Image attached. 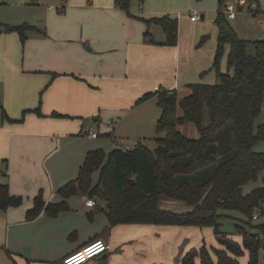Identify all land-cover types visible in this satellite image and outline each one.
<instances>
[{
	"label": "crops",
	"instance_id": "crops-1",
	"mask_svg": "<svg viewBox=\"0 0 264 264\" xmlns=\"http://www.w3.org/2000/svg\"><path fill=\"white\" fill-rule=\"evenodd\" d=\"M193 2L131 0L127 11L115 0H67L24 22L33 27L23 48L18 31L0 33V182L25 199L17 207L0 210V247L6 246L12 258H22L21 264H64L68 252L104 238L109 250L88 264H182L192 248L191 238L185 239L189 225L111 224L99 197L97 206H89L90 196L65 198L58 190L78 176L91 149L132 148L151 129L155 134L162 114L160 92L173 90L181 99L191 92L188 84L215 82L216 73L203 72L213 69L221 0L197 3L196 20L189 14ZM247 2L257 4L254 12L264 28V0ZM164 14L179 20L176 45L165 43L160 24L146 21ZM238 14L229 20L243 38L233 21ZM203 35L210 39L201 44ZM226 51L228 55L229 46ZM92 127L97 136L89 134ZM130 138H136L134 145L127 142ZM99 174L100 170L94 172L93 184ZM260 185L248 182L242 189L247 193ZM40 191L46 204L67 201L69 209L58 215L43 209L28 219L26 212ZM87 224L95 233L70 239L73 230ZM208 227L210 234L213 228ZM245 255L248 262V251Z\"/></svg>",
	"mask_w": 264,
	"mask_h": 264
},
{
	"label": "trees",
	"instance_id": "trees-1",
	"mask_svg": "<svg viewBox=\"0 0 264 264\" xmlns=\"http://www.w3.org/2000/svg\"><path fill=\"white\" fill-rule=\"evenodd\" d=\"M115 1L129 10L131 0ZM223 4L221 0L215 19L218 27L212 64L215 82L190 83L191 92L181 99L173 90L160 92L158 104L162 114L156 124L160 134L154 138V147L138 141L129 149L117 146L107 152L93 148L88 151L78 176L58 190L65 198L73 194L99 197L106 204L111 224L212 226L220 247L208 245L204 240L184 255L182 264H239V257L247 251L248 264H259L264 246V222L254 226L248 221L249 228L238 224L240 241L222 229L223 217L230 215L227 212L237 210L254 218L256 208L264 211V181L250 192L244 193L242 189L264 169V152L254 148L257 140L264 139V122L256 131L254 128L264 100V38L250 41L239 37L222 9ZM146 21L163 27L166 44H177V17L164 14ZM32 27L28 23H0V33L16 30L24 42ZM207 37L203 35L200 43ZM227 46L228 68L223 70L221 60ZM148 96L149 93L141 99ZM187 122L196 127L198 136H188L179 128ZM97 170L99 179L93 184ZM164 197L185 201L191 208L181 212L162 209L159 204ZM22 203L21 195L11 194L8 183L0 182V210ZM69 207L67 201L46 204L40 191L26 217L33 219L43 209L58 215Z\"/></svg>",
	"mask_w": 264,
	"mask_h": 264
},
{
	"label": "rangeland",
	"instance_id": "rangeland-1",
	"mask_svg": "<svg viewBox=\"0 0 264 264\" xmlns=\"http://www.w3.org/2000/svg\"><path fill=\"white\" fill-rule=\"evenodd\" d=\"M63 1L64 4H67V0H0V22H5V23H13V24H22L26 20H34L40 13H44L47 11L49 8L53 7H58L59 3ZM201 1L202 0H194L193 2V10H196L198 13L200 11L198 10V6H201ZM238 0H225L223 4V9L226 8V3H237ZM197 6V7H196ZM192 11H189V14H191ZM239 14L237 15V18L234 19V23H238L240 27V34L242 33L245 35L243 38L253 41L257 39L260 35H264V28L262 23L260 22V17L257 15L256 12L252 11L250 8L249 2H247L238 12ZM256 13V14H255ZM255 14V15H254ZM230 19V18H229ZM261 20H264L261 19ZM208 34H211L210 31ZM210 37L206 40L208 41ZM22 41V39H21ZM22 48L24 47V42L22 41ZM227 51L225 50V53L222 57L221 60V69L226 70L228 68L227 66ZM211 71L216 73L213 69L210 70H205L204 74H208ZM153 102V101H152ZM156 106V103H155ZM264 122V100H263V105L260 114L257 116L254 124L255 131L258 129V125L260 123ZM181 130L187 134L188 136L196 137L198 136V131L196 127L192 123H185L181 126ZM155 132V129H151V132L149 134H146V138H142V141L147 143L150 147H154L156 142L154 140V135L160 134L158 132ZM162 134V133H161ZM135 139H128L127 142L129 144L134 145ZM255 150L257 151H263L264 152V139L257 140L255 145H254ZM263 176H264V170L262 172H259L258 178L256 180L250 181V182H259L262 185L263 182ZM246 187H244L245 189ZM23 200L24 197H23ZM169 200H172L170 198H161L160 200V208L166 209V210H172V211H185L191 208L189 204H172L168 203L170 202ZM174 200V199H173ZM176 200V199H175ZM24 202V201H23ZM85 200L82 201V204H84ZM101 204V203H100ZM105 204V202H104ZM230 215L224 216L222 219V229L225 232L231 233L233 238L235 240H242L240 238V227L239 225H243L246 228L250 227V224L247 223L248 221H251V223L254 226H257L261 223L264 222V211L261 210L260 208H256L254 210V214H257V218H251L250 216L246 215L245 213L239 212L237 210H232L230 212H227ZM92 223V221H91ZM91 226V227H90ZM212 227V226H210ZM188 230V236L185 239L191 238L190 242H188V245L190 244L191 247L196 245L197 241L200 239H203L205 237V240L207 241L208 245H215L216 247H220L219 241L214 233V228L213 231L208 234V226H194V225H189L186 227ZM90 233H95V228L94 226L87 224L86 226L79 228L77 231H72V236L71 240L74 238H82L83 236L90 234ZM183 239V243L186 241ZM6 246L0 247V264H21L20 260L22 258L20 257H13L8 253L7 249L5 248ZM104 253L98 255L97 257H94L93 259L89 260L85 264H88L92 261H94L96 258L102 256ZM16 259V261H15ZM239 264H248L246 255L240 256L239 257ZM28 262V261H27ZM105 263V262H103ZM107 263V262H106ZM27 264V263H25ZM259 264H264V246L261 247L260 250V262Z\"/></svg>",
	"mask_w": 264,
	"mask_h": 264
},
{
	"label": "built area",
	"instance_id": "built-area-1",
	"mask_svg": "<svg viewBox=\"0 0 264 264\" xmlns=\"http://www.w3.org/2000/svg\"><path fill=\"white\" fill-rule=\"evenodd\" d=\"M247 3V0H238L237 3L230 2L226 5V14L228 18H233L240 11V9ZM252 11L257 9V4L252 3L250 5ZM191 18L193 20L199 19L200 15L196 10H192ZM156 89H160L159 86H156ZM89 134L92 136H97L99 132L96 128L92 127L89 130ZM124 149L131 148L129 145L121 146ZM86 204L89 206H97L99 204L98 200L95 197H89L86 199ZM254 218H257V214L253 215ZM109 243L104 238H94L83 246L76 248L68 252L64 258V264H85L89 260L97 257L98 255L107 252L109 250Z\"/></svg>",
	"mask_w": 264,
	"mask_h": 264
},
{
	"label": "water",
	"instance_id": "water-1",
	"mask_svg": "<svg viewBox=\"0 0 264 264\" xmlns=\"http://www.w3.org/2000/svg\"><path fill=\"white\" fill-rule=\"evenodd\" d=\"M131 181H132V183L134 184V183H135V178L132 177V178H131Z\"/></svg>",
	"mask_w": 264,
	"mask_h": 264
}]
</instances>
